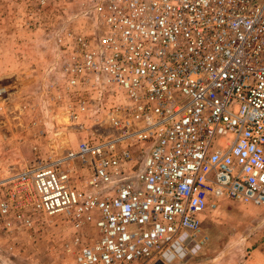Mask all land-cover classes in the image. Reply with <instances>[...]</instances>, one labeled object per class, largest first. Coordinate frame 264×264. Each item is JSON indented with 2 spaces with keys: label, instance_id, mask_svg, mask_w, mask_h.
Instances as JSON below:
<instances>
[{
  "label": "built area",
  "instance_id": "2783aa9c",
  "mask_svg": "<svg viewBox=\"0 0 264 264\" xmlns=\"http://www.w3.org/2000/svg\"><path fill=\"white\" fill-rule=\"evenodd\" d=\"M45 8L92 28L56 39L55 103L88 133L0 181V231L54 219L71 264H165L207 242L200 218L219 200L264 204V0H35Z\"/></svg>",
  "mask_w": 264,
  "mask_h": 264
},
{
  "label": "rangeland",
  "instance_id": "374dc122",
  "mask_svg": "<svg viewBox=\"0 0 264 264\" xmlns=\"http://www.w3.org/2000/svg\"><path fill=\"white\" fill-rule=\"evenodd\" d=\"M47 9L36 12L35 0H0V181L32 165L37 154L42 158L63 155L88 133L67 124L64 111L55 103L64 62L56 39L66 31L63 26L79 32L92 28H86L74 13ZM90 16L88 12L83 19ZM200 227L207 237L200 250L194 254L196 244L188 242L181 258L165 264L240 263L246 252L264 242V204L221 199L201 216ZM69 232L54 219L34 233L18 232L28 239L21 244L28 249L11 255L3 248L19 243L20 239L11 240L18 233L0 231V264H71L61 252Z\"/></svg>",
  "mask_w": 264,
  "mask_h": 264
},
{
  "label": "crops",
  "instance_id": "0c3cea01",
  "mask_svg": "<svg viewBox=\"0 0 264 264\" xmlns=\"http://www.w3.org/2000/svg\"><path fill=\"white\" fill-rule=\"evenodd\" d=\"M18 239H20L21 242V243L19 242L20 244L10 242L5 249L3 248V251L6 254L22 255L23 252L26 251V249L28 248L25 245H21V244L24 241L28 242L27 241L28 239L25 237L24 233H18L17 236L15 238H12L11 240H16L18 242ZM34 240L35 238L30 242L33 243ZM208 264H219V263L211 262ZM238 264H264V242L250 249V251L246 252L245 259L242 258V261Z\"/></svg>",
  "mask_w": 264,
  "mask_h": 264
},
{
  "label": "bare ground",
  "instance_id": "6f19581e",
  "mask_svg": "<svg viewBox=\"0 0 264 264\" xmlns=\"http://www.w3.org/2000/svg\"><path fill=\"white\" fill-rule=\"evenodd\" d=\"M199 250L200 249L197 246H194L193 249H192V252H194V254H195ZM181 257H182V252H181V250H180L179 247H176L175 250H174V252H173V254H169L168 255L167 260H169V259H172L173 260L175 258H181Z\"/></svg>",
  "mask_w": 264,
  "mask_h": 264
}]
</instances>
